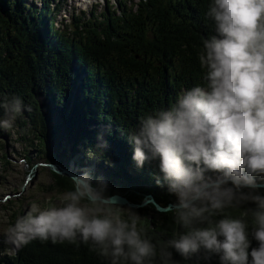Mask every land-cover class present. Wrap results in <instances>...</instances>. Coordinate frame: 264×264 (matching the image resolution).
<instances>
[{
    "label": "clouds",
    "instance_id": "clouds-1",
    "mask_svg": "<svg viewBox=\"0 0 264 264\" xmlns=\"http://www.w3.org/2000/svg\"><path fill=\"white\" fill-rule=\"evenodd\" d=\"M206 16L215 34L198 53L203 83L183 90L169 108L141 117L129 135L138 167L159 161L183 231L158 251L138 212L106 195L102 178L93 185L91 168L77 174L84 164L77 163L79 155L71 162L78 167L73 190L58 197V206L32 202L6 228V243L81 241L110 264H153L157 256L162 264H179L170 249L185 261L203 252L220 264H264V195L255 191L256 178L264 181V0H211ZM0 107V128L9 129L22 102L5 98ZM247 203L255 207H243ZM234 208L239 216L225 211Z\"/></svg>",
    "mask_w": 264,
    "mask_h": 264
},
{
    "label": "trees",
    "instance_id": "trees-1",
    "mask_svg": "<svg viewBox=\"0 0 264 264\" xmlns=\"http://www.w3.org/2000/svg\"><path fill=\"white\" fill-rule=\"evenodd\" d=\"M14 2L0 0V101L21 100L18 115L34 126L41 122L38 132L54 138L59 161L80 155L84 164L78 167L84 170L95 164L105 168L111 159L114 167L108 172H92L98 181L105 177L118 185L107 187L106 195L119 194L135 204L153 195L163 207L174 205L176 196L163 181L159 161L138 167L129 135L141 117L169 108L183 90L203 83L198 53L203 40L215 34L214 22L206 16L211 0H141L121 16L84 26L73 38L55 30L44 14ZM58 115L61 123L48 127L47 121ZM4 117L0 107V119ZM86 150L92 157L85 156ZM55 175L56 189L73 190L72 179ZM145 184L149 186L143 191ZM255 191L264 195V188ZM150 209L155 211L154 205L138 213ZM225 211L239 216L241 209ZM160 215L140 222L158 251L183 231L172 211ZM78 244L32 240L14 256L2 257L0 264H110L90 251V244ZM257 246L253 240L252 247ZM170 251L179 264H220L216 255L206 260L201 252L185 261L175 249ZM153 264H162L158 256Z\"/></svg>",
    "mask_w": 264,
    "mask_h": 264
},
{
    "label": "rangeland",
    "instance_id": "rangeland-1",
    "mask_svg": "<svg viewBox=\"0 0 264 264\" xmlns=\"http://www.w3.org/2000/svg\"><path fill=\"white\" fill-rule=\"evenodd\" d=\"M25 1L28 6L35 7L41 6L42 2V0ZM59 1L61 9L57 16L58 25L70 22L72 15L75 18L89 17L90 15L100 18L109 10L110 14H113L114 11L118 14L117 4L121 5V9H131L135 8L138 2V0H95L97 6H93L94 2L87 3L86 1L88 0H54V4H57ZM61 121L62 117L58 115L57 118H54V121H47V126L51 128L52 124H59ZM39 126H41L40 121L34 126L26 117L17 115L11 128H0V259L4 256H14L16 253V247L11 243L5 242L6 237L4 236V232L6 228L14 224L18 217L25 215L30 209L32 202H36L42 208L58 206V197L66 192L54 187L56 175L47 166V164L52 162L51 159L64 169L68 168L76 172L78 168L76 164L71 163L72 159L70 158L64 159L63 162L57 159V153L53 149L54 138L50 134H47L46 138H42L37 129ZM85 156L90 158L92 154L89 150H86ZM78 160L82 162L80 157ZM104 165L105 172H108L107 168L111 169L114 167L111 159L106 164L104 163ZM91 170L92 172L103 171L99 165L91 168ZM128 172L135 174L130 168H128ZM81 173L82 170L77 171L78 175ZM58 176L68 177L66 175ZM102 179L106 182L107 187L117 188L118 185L113 181H109L105 177H102ZM92 183L93 185L98 183V180L93 175ZM148 186L149 184H145L141 190H147ZM24 187L27 190L22 194ZM145 200L146 197L139 201L142 203ZM175 200H177V197ZM150 205H146L140 209L146 210ZM122 207L128 208V206ZM133 210L139 212V209ZM155 211L150 209L149 212H144V214L139 213L141 216L140 222L153 218L159 219L161 215ZM124 216L125 218L127 217L126 211L124 212Z\"/></svg>",
    "mask_w": 264,
    "mask_h": 264
},
{
    "label": "water",
    "instance_id": "water-1",
    "mask_svg": "<svg viewBox=\"0 0 264 264\" xmlns=\"http://www.w3.org/2000/svg\"><path fill=\"white\" fill-rule=\"evenodd\" d=\"M47 166L53 172H55L56 174H58V175H66L70 179H72L74 176L77 175L73 171L68 170V169H64L63 167H61L60 165H57V164H49ZM0 183H1V178H0ZM260 188H264V184H260ZM26 190L27 189L24 187L23 188V191H22V194H23V192H26ZM110 197L115 198L120 203L121 206H128V207H131L132 209L144 208L146 205L151 204V205H154V207H155V209H156L157 212H159V213H166V212L172 211V207H173V204H169L167 207H163V206L159 205L156 202V200L153 197V195L147 196L146 197V200L143 201L141 204L132 203L125 196H122V195H119V194H115V195H112ZM16 250H17V248H16Z\"/></svg>",
    "mask_w": 264,
    "mask_h": 264
},
{
    "label": "flooded vegetation",
    "instance_id": "flooded-vegetation-1",
    "mask_svg": "<svg viewBox=\"0 0 264 264\" xmlns=\"http://www.w3.org/2000/svg\"><path fill=\"white\" fill-rule=\"evenodd\" d=\"M22 196V195H21ZM19 198H21V197H19Z\"/></svg>",
    "mask_w": 264,
    "mask_h": 264
}]
</instances>
